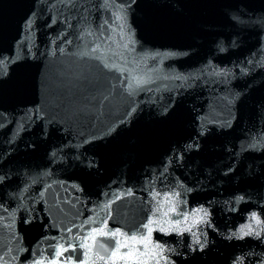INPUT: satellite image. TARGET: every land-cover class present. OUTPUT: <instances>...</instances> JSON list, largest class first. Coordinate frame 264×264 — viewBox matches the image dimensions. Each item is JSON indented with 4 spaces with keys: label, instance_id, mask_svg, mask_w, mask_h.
Instances as JSON below:
<instances>
[{
    "label": "water",
    "instance_id": "1",
    "mask_svg": "<svg viewBox=\"0 0 264 264\" xmlns=\"http://www.w3.org/2000/svg\"><path fill=\"white\" fill-rule=\"evenodd\" d=\"M0 264H264V0H0Z\"/></svg>",
    "mask_w": 264,
    "mask_h": 264
},
{
    "label": "snow or ice",
    "instance_id": "2",
    "mask_svg": "<svg viewBox=\"0 0 264 264\" xmlns=\"http://www.w3.org/2000/svg\"><path fill=\"white\" fill-rule=\"evenodd\" d=\"M113 235H115V233H113Z\"/></svg>",
    "mask_w": 264,
    "mask_h": 264
}]
</instances>
